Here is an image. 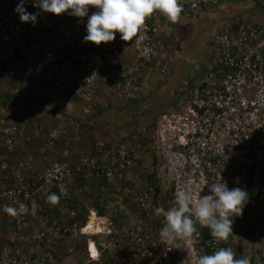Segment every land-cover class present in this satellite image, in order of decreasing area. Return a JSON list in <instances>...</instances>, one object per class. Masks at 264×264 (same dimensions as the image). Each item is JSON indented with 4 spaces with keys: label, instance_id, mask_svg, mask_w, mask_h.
Listing matches in <instances>:
<instances>
[{
    "label": "built area",
    "instance_id": "built-area-1",
    "mask_svg": "<svg viewBox=\"0 0 264 264\" xmlns=\"http://www.w3.org/2000/svg\"><path fill=\"white\" fill-rule=\"evenodd\" d=\"M226 1L180 0L181 14ZM259 1L264 8V0ZM19 3L0 0V69L20 78L24 89L35 84L68 91L89 112L78 117L58 113L36 152L51 151L66 131L90 138L92 146L89 142L85 148L71 146L61 160L45 161L46 153L39 157L32 152L14 158L20 130L0 131V162L4 160L1 168L6 172L0 178L8 181L0 186V223H5L6 216L11 218L8 243L0 247V264H60L63 247L70 252L83 236L91 241L95 234L110 236L108 245L98 243L100 251H113L123 242L137 264L154 261L156 254H169V243H162L167 239L160 235L164 216L156 215L155 209L173 206L177 190L189 192L195 202L200 195L210 194L208 185L215 180L225 181L230 190L248 181L255 189L263 186L264 22L258 23L249 11L225 18L210 33L214 60L203 75L193 78L181 96L155 117L137 111L122 124L99 116L95 101L101 100L100 93L106 89L129 101L148 87L146 70L160 75L169 72L175 57L160 42L163 16L155 13L146 18L130 42L122 41L117 32L114 41L97 46L83 39L88 17L72 16L70 10L59 16L42 12L26 0L27 12H40L33 26L20 22L15 11ZM95 11L90 6L88 15ZM146 147L154 150L151 158H161L162 163L155 166L164 178L162 191L169 190L166 198L159 197L158 184L143 183L139 177L145 170L138 172L136 165ZM10 157L14 163L8 162ZM93 179H107L111 213L99 215L90 209L81 223L74 201L82 191L91 190ZM50 193L60 196L57 204L46 202ZM33 200L39 205L35 215L11 216L3 211L5 205L25 204L31 209ZM259 207L264 210V200L250 195L242 214L251 217ZM198 238L201 234L196 231L183 241ZM213 243L214 252L221 242Z\"/></svg>",
    "mask_w": 264,
    "mask_h": 264
},
{
    "label": "clouds",
    "instance_id": "clouds-1",
    "mask_svg": "<svg viewBox=\"0 0 264 264\" xmlns=\"http://www.w3.org/2000/svg\"><path fill=\"white\" fill-rule=\"evenodd\" d=\"M228 1H226V3ZM25 3L26 0H20V3L17 5L15 11L19 14L21 23L31 22L33 26H35L37 22V17L40 15V12H36V13L27 12V10L24 7ZM32 4L33 7L40 9L42 12L52 13L57 16L69 12L70 10L69 14L72 16L79 18L88 17V21L86 25L87 34L84 36L83 39L84 42H91L97 46L101 45L102 43H108L114 41L117 32L120 33V39L122 41L130 42L135 36H137L138 32L144 25L146 18L152 16L155 13H159L169 22L175 23L178 20L181 12L183 11V5L180 3V0H32ZM220 5L216 7H220ZM90 6L97 9V11L93 12L91 16L88 15ZM209 8H213V7H209ZM206 9L207 8L202 10H206ZM202 10L200 11L202 12ZM210 33L211 32H209L208 37H210ZM208 47H210L209 42H208ZM209 55H212L211 50L209 52ZM206 63L208 64L209 62L207 61ZM207 64L204 66V71L201 73L200 76H202L203 73L205 72V67L207 66ZM5 74L8 75L12 80H18L21 83H23V81L20 80V78L12 77L8 72H5ZM197 77L199 76H193L185 83V85L187 84L188 87V83L193 78H197ZM38 87L39 86L35 84H30V86L26 88V91L22 85L20 89H22L24 92L28 94L30 90ZM187 87L184 90H186ZM48 89L50 90L51 88ZM184 90H182V92L180 91L178 92L182 94ZM137 96L135 98H137ZM114 98L116 101L114 99H109V98L106 99V108H108L109 105L114 106V104L117 103L118 98L116 96H114ZM104 100H105V96L103 95L101 97V102H103ZM111 100H113L114 102H111ZM171 104L169 105L164 104L165 108L158 109V111L154 113L153 116L152 115L150 116L148 114L147 115L153 118L156 115H158L161 111L169 107ZM37 106L38 107L33 110L35 114L39 113L38 114L39 117H36V121H34L35 122L34 131L38 134L39 141L37 142L35 140H31L32 136L26 133L24 128H20V133H18V137L20 138V136H22L23 138H25L27 147L29 148L28 153L32 152V153H36L38 156L39 154L43 156L46 152L43 154L36 152L38 144H40L41 141L43 140L41 136L44 133V131L48 130L51 125L56 123L57 121L56 115L61 112L55 113V120H54L53 117L50 116L51 113H48L47 109L45 110L42 109L39 105ZM6 111H10V109H7ZM62 114H64L67 117H78L73 115L68 116L65 113ZM48 121H50V123H48ZM74 137L78 138V135L74 134ZM30 141H32L33 143L32 147L30 146ZM71 146L84 148L86 145L84 144L78 145L75 141H72L67 146V148L71 149ZM68 149H65L63 152L62 149L61 150L54 149L53 152L52 151H49V153L47 152L45 156L49 154V156H51L50 159H54L52 158V156L58 154L61 151L62 159H64L65 157L63 154ZM136 167L137 169L140 168L137 165ZM141 169H139L138 172H140ZM152 173L158 174L160 172L159 169L155 166L153 171H151V174ZM139 177L141 179L142 177H144V174L140 175ZM105 182H108L107 179L106 181L102 179L100 183L101 185H103ZM159 186H160V190L161 188L163 189L164 187L162 182H159ZM90 188L91 190L88 192H90L92 195H97L98 198L106 202V198H108L109 195L108 190H106L108 191V193L107 195H105L98 192L97 184L96 185L92 184ZM208 191L210 193L209 195H205V196L200 195L199 199L194 202L193 197L189 192L180 189L175 192V200L173 206H171L167 210H165L162 207L156 208L155 209L156 215L159 216L162 214L165 220L164 225L160 230L161 237L166 238L169 241L176 239H180V240L191 239L193 238L194 233H196L197 231L196 224L198 223L202 227H207L210 231L211 237L217 242L226 241L229 238V236H231V240H233V238L239 236L241 229L239 228V226L237 227L236 225L248 224L250 220L254 219L258 215H261L264 211L261 210L259 207L251 217L247 216L246 214H242L243 208L248 200V196L253 195L259 200H264V182H263V186H261L259 189H255L254 186H252V183L248 181L247 183L243 184L241 188H233L230 190L225 181L215 180L214 183L208 185ZM59 200H60V196H58L56 193H50L46 198V202L52 205L57 204ZM74 202L76 203V199ZM79 202H80V207L76 204L78 208L77 219L80 220L81 223L87 220L88 215L90 213V209L97 210L99 215L106 214V213L104 214L99 213L98 206H94L93 204H89V203L82 204L81 200ZM38 208L39 205L35 200H33L31 202V209H29L28 205L25 204H20L18 207L5 205L3 207V211L11 216L28 214L29 212H31L32 215H35ZM64 213L66 214L67 212L65 211ZM99 237L100 235L95 234L91 236V241H89L87 236H83V238H81L74 245V249L70 252L67 247H63L60 250V255H59L60 264H78L77 259H75L73 263H68L67 257L71 258L72 255L74 256L76 254H81L77 250V247L80 245V242H84L86 247V255L84 257L82 264H92L96 261L100 262V259H102L103 256H105L103 255L105 251H100L98 247V243L100 241H98L97 238L99 239ZM7 243H8V239H7ZM90 244L92 245L90 247L91 250L89 248ZM230 244L228 245L230 246ZM96 247L98 248L100 253V255L97 258H95V255L97 253L96 251H94ZM122 247L124 250L130 252V250H128L127 247L125 246ZM132 258L134 257L132 256ZM62 259L64 260L62 261ZM123 259L126 260V258L124 257ZM196 264H251V262L250 259L247 257L236 258V254L232 249L221 247L218 250L214 251L211 255H202L198 257Z\"/></svg>",
    "mask_w": 264,
    "mask_h": 264
},
{
    "label": "rangeland",
    "instance_id": "rangeland-1",
    "mask_svg": "<svg viewBox=\"0 0 264 264\" xmlns=\"http://www.w3.org/2000/svg\"><path fill=\"white\" fill-rule=\"evenodd\" d=\"M232 1H234L233 4H228L225 2L222 3L220 7L207 8L206 10H202V12L197 11L193 12L192 14H180L178 20L175 23L167 21V28L165 29L160 42L165 48L172 52L176 59V62L172 66V70L170 72V76L175 77V80L170 81L168 80L169 75H160L159 73L154 72L152 78L155 76L154 79L156 80L155 82H151L152 79L150 80L146 89H149V91H151V94H144V97L147 101L143 104H146L147 102L149 104L151 103L149 101H152V103H154V105L152 104V111L165 108V105H163L162 107L160 104L163 101H170L177 97V95L179 94L178 91L181 89V83L187 82V80L191 78L192 74L194 76H197L199 74V71L203 68L206 60L209 62L208 66L211 64V61L214 60V57L212 55H209L210 47H208V34L213 29L217 28L223 22V20L229 16L230 12L236 10V12L231 13H234V15H236L244 11H248L249 8L251 9L250 14L256 19L258 23L264 22V8L261 6L258 0H231V2ZM239 1L240 4L247 3L248 8L242 9L240 7L241 5H239L238 3ZM5 72V70L0 69V131L12 129L15 133H18L21 125H25V121H28L27 123H31L32 125L35 124L34 121H36V119L33 120V118L30 117V113L34 112L33 110L36 109L38 107L37 105L39 104L38 102L34 103V97L36 93L35 90H30L28 94L22 89L17 90L16 81L12 80L8 75L5 74ZM158 81H160V83L170 82V84H165L164 87L166 88V90H161L160 87H163V85L158 84ZM22 84L23 83H21V85ZM56 91L57 90L53 89L51 91L50 89L47 92L48 100H54L57 103L55 104L56 112L65 113L68 116H82L83 114H89V112L87 111L88 108L86 107V105L83 106V103L80 100L77 102H66L64 99H61L59 93ZM100 94H102L101 96H105V100L101 102V100L98 99V101H95V104L102 107V111L98 113V115L101 117L114 120L121 119L120 121L123 124L125 121L124 116H128L126 117L127 119L130 118V116L132 118L137 111L148 114V110H144L147 107L146 105L136 103L135 101L129 103L130 100L127 101L125 99V101L122 102L125 109L116 107V109L110 112L112 114H116L117 116H110V114L106 112V91H102ZM110 99L115 98L110 97ZM61 105H64V111L61 109V107H59ZM109 107H112V105H109ZM41 108L46 110L48 109V106H43ZM7 109H10V111H6ZM56 112L52 111L50 114V116L53 117L54 120ZM38 114L39 113L35 115L39 117ZM48 123H50V121H48ZM72 141H75L78 145H86L89 142V145L92 146L90 138L88 139L83 135L78 136L77 138L74 137V134L72 132L66 131L63 133V136L60 137L57 144L53 146V148H51V151L52 149H62L63 152L65 149H68L67 146ZM140 144L142 145L143 143L141 142ZM145 149L146 150L141 151L140 153L143 157L138 159L139 163L137 164V166L145 170L144 179L146 182H153L151 179L155 178V183L159 185V182L164 179L161 173L154 174L152 178L150 175L155 165H157V163H162L161 158H151L150 155H153L154 151L152 147H146ZM39 156H41V154H39ZM50 157L51 156L47 154L45 161L48 158L50 160ZM107 186L108 182H106V190L109 191ZM108 191H106V195ZM158 194L160 198H166V196L169 194V190H165L164 193V191H162V188L160 190V187H158ZM87 202L89 204H93V200L91 201L89 199V201ZM107 204L109 203H107L106 201V207ZM162 204L165 205L164 200H162ZM106 209V215L110 214L111 210L108 209V207ZM137 213H139L138 210L133 209L132 214L136 215ZM196 226L197 232L201 234V238H198L197 241H183L177 239L172 241L166 240V242L162 243H169V254L167 256L162 255L161 257H158L156 254L157 258L154 261L145 260L142 264H196L198 257L202 255H211L213 252L212 244H214V240L211 237L209 229L207 227L200 226L198 223ZM236 226H239V228H241L239 236L233 238V240L231 241H228V239L226 241H220V248L231 243L232 246H230V249L235 252L236 258L247 257L250 259L251 264H264V211L261 215H258L254 219L250 220L248 224ZM97 240L100 242L105 241L106 243L111 241L109 235L100 236L99 239L97 238ZM118 243V248L113 251H109L107 249L103 254L105 256L100 259V262L96 261L92 264H106V261L108 260H115L116 264H134L135 258H132V251L128 252L124 250L122 247L123 242ZM162 243L160 247L165 248ZM77 250L83 255L82 257L84 260V242H80ZM123 257L126 258V260H124ZM71 259L75 261L73 255Z\"/></svg>",
    "mask_w": 264,
    "mask_h": 264
},
{
    "label": "crops",
    "instance_id": "crops-1",
    "mask_svg": "<svg viewBox=\"0 0 264 264\" xmlns=\"http://www.w3.org/2000/svg\"><path fill=\"white\" fill-rule=\"evenodd\" d=\"M230 2V3H229ZM233 2L234 1H232L231 2V0H229L227 3L228 4H233ZM236 3V2H235ZM239 3V5H241L240 7L242 8V9H245V8H248V4L246 3V4H240V2H238ZM240 7H239V9H240ZM251 10V9H250ZM248 11H249V8H248ZM232 12H236V10H234V11H232ZM232 12H230L229 13V16L230 15H234V13L233 14H231ZM167 19H165L164 17H161L160 18V20H159V23H160V34H161V37H160V40L162 39V36H163V33H164V31H165V29L167 28ZM176 62V59L174 60V62H173V64H172V66L174 65V63ZM207 62V60L205 61V64H204V66L207 64L206 63ZM204 66H203V68L199 71V74L197 75V76H200L201 75V73L204 71ZM171 70H172V67H171ZM171 70H170V72H171ZM170 72L167 74V75H169V77H168V80H170V81H174L175 80V77H173V76H170ZM154 74L153 73H151V71H145V76L147 77V78H149V81L148 82H150V80H151V82H155V80L156 79H154V77L152 78V76H153ZM196 75V74H195ZM194 75H192L191 76V78L193 77ZM159 78V77H158ZM162 78V77H161ZM189 80V79H188ZM187 80V81H188ZM16 81V83H17V90H20V87H21V82L20 81H18V80H15ZM19 82V83H18ZM170 84V82H164V83H160V81H158V84H162L163 85V87H160L161 88V90H166V88L164 87V85L166 84ZM179 83V82H178ZM186 83V82H185ZM185 83H181V85H180V87H181V89L179 90L180 92H182V90H184L186 87H187V84L185 85ZM152 85H153V83H152ZM153 87H154V85H153ZM160 88H159V91H160ZM40 89H44V88H33L32 90H35V92H36V90H38L36 93H35V97H34V99L36 98V96H38V95H41V94H46V92H48L49 91V89L48 90H45V91H42V90H40ZM151 91H149V89H146L144 92H141L140 93V95H138L137 96V98H134V99H132V101L130 100L129 101V103L131 102H133V101H135L136 103H141V104H143L144 102H146L147 100L145 99V97H144V94H146L147 93V95H149V94H151L150 93ZM109 93V90L108 89H106V99L107 98H109L110 99V97H113L114 98V96H113V94H108ZM179 95V94H178ZM177 95V96H178ZM115 100V99H114ZM174 99H172V100H170V101H163L160 105L162 106V105H164V104H167L168 102H172ZM116 101V100H115ZM111 102H114L113 100H111ZM123 101H121L120 99H118V101H117V103L116 104H114V106H112V107H108V108H106V112H108V114H110V116H113V117H116L117 115L116 114H112L110 111H112V110H114V109H116V107L117 108H121V109H125L124 108V106H123V103H122ZM149 102H151V103H149L148 104V102L146 103V104H143V105H146L147 107L144 109V110H148V115H152L153 116V114L155 113V111L153 110L152 111V109H153V105H154V103H152V101H149ZM153 104V105H152ZM150 106V107H149ZM149 107V108H148ZM35 115V112H32V113H30V117H32L33 118V116ZM121 115H123V114H121ZM125 115H127V114H125ZM126 117H128V116H124V122H127L129 119H131V116H130V118H126ZM34 120V119H33ZM119 120H121V119H119ZM28 121H25L24 123H25V125L24 124H22L21 125V128H24V130H25V132L26 133H28V134H30L31 136H32V139L31 140H35V141H39V136H38V134L34 131V125H32L31 123H27ZM21 124V123H20ZM30 146L32 147L33 146V143L30 141ZM28 151H29V148L27 147V144H26V141H25V139L22 137V136H20V138H19V140H18V143H17V147H16V150H15V152H14V158H24L25 157V155L28 153ZM8 160V162L10 161L11 163H14L15 162V160L13 159V157H10V158H8L7 159ZM3 162H4V160L2 161V162H0V176H4L5 174H6V172L5 171H3V169L1 168V166H2V164H3ZM94 180V185H96L97 184V190H98V192H100V193H102V194H105L106 195V190H104L103 189V185H101V181H99V180H96V179H93ZM6 183H8V181L6 182L5 180H3V179H1L0 178V186L1 185H3V184H6ZM89 199L92 201L93 200V205L94 206H96V205H98V207H106V202L104 201V200H102V199H100V198H98L97 197V195H92L90 192H88L87 190H86V192L85 191H82L81 192V195L76 199V204L80 207V200H81V202H82V204L83 203H87L88 204V202L87 201H89ZM57 214V216H60L59 215V213H56ZM11 218L10 217H8V216H6L5 217V223H3V222H1L0 223V244L1 245H3V244H5V243H7V233H8V231H9V229H10V227H11V220H10ZM0 245V246H1ZM83 255L82 254H76V255H74L73 257H74V259H77V263H83V257H82ZM67 262L68 263H73V259H71L70 257H67Z\"/></svg>",
    "mask_w": 264,
    "mask_h": 264
},
{
    "label": "trees",
    "instance_id": "trees-1",
    "mask_svg": "<svg viewBox=\"0 0 264 264\" xmlns=\"http://www.w3.org/2000/svg\"><path fill=\"white\" fill-rule=\"evenodd\" d=\"M241 1V0H240ZM239 1V2H240ZM245 1V0H244ZM259 1V0H258ZM260 2V1H259ZM261 4V3H260ZM262 5V4H261ZM256 6V5H255ZM209 8V7H208ZM263 9V8H262ZM264 10V9H263ZM249 12H250V9H249ZM251 13V12H250ZM5 69V68H4ZM39 88H44V89H40V90H42V91H45V90H48V88L49 87H46V86H39ZM53 89V88H52ZM52 89H51V91H52ZM53 90H55V89H53ZM56 92H58L59 93V95H60V97H61V99H64L66 102H69V101H71V102H77V101H79L80 99H79V97H77V96H75L74 94H72V93H70V92H68V91H60V90H57ZM47 92H46V94H41V95H38V96H36V98L34 99L35 101L34 102H38V104L41 106V107H46V106H48V109H47V111H48V113H51L52 111H54V112H56V106H55V104H57L54 100H48V97H47ZM178 96H181V94L179 93V95ZM178 96L177 97H175L174 98V100L172 101V102H174V101H176V99L178 98ZM172 102H168L167 103V105H169V104H171ZM58 107V106H57ZM59 107H61V109L64 111L65 110V107L63 106V105H61V106H59ZM102 110V107H100L99 105H97V106H95V108H94V111L95 112H100ZM158 110H156L155 111V113L157 112ZM36 115H34L33 116V119H36ZM52 158H54V159H56V158H59V159H62V155H61V151L58 153V154H55V155H53L52 156ZM157 158V157H156ZM154 174L152 173L150 176H151V178H152V176H153ZM153 182L152 183H155V181H156V179L155 178H153V179H151ZM141 181L143 182V183H145V179H144V177H142L141 178ZM106 201H107V203H109V200H108V198H106ZM107 208V207H106ZM106 208H100V207H98V209H99V213H101V214H104V213H106L107 212V209ZM135 210H136V208H134ZM206 232V231H205ZM207 233V232H206ZM230 246H232V244H230ZM234 246V245H233ZM106 252V251H105ZM83 254L84 255H86V247H85V244H84V251H83ZM64 259H62V261H63ZM83 260V259H82ZM106 264H116V261L115 260H108V261H106ZM134 264H137V263H134Z\"/></svg>",
    "mask_w": 264,
    "mask_h": 264
},
{
    "label": "bare ground",
    "instance_id": "bare-ground-1",
    "mask_svg": "<svg viewBox=\"0 0 264 264\" xmlns=\"http://www.w3.org/2000/svg\"><path fill=\"white\" fill-rule=\"evenodd\" d=\"M94 251H96V253H97V254L95 255V258H97V257L100 255L98 248L96 247V249H94Z\"/></svg>",
    "mask_w": 264,
    "mask_h": 264
}]
</instances>
